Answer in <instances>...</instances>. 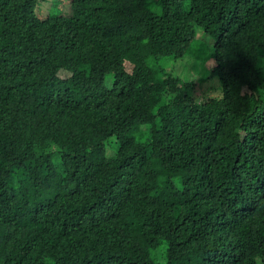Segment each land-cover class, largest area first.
Wrapping results in <instances>:
<instances>
[{"label": "trees", "instance_id": "16d2710c", "mask_svg": "<svg viewBox=\"0 0 264 264\" xmlns=\"http://www.w3.org/2000/svg\"><path fill=\"white\" fill-rule=\"evenodd\" d=\"M43 1L0 0V264H264V0Z\"/></svg>", "mask_w": 264, "mask_h": 264}, {"label": "rangeland", "instance_id": "374dc122", "mask_svg": "<svg viewBox=\"0 0 264 264\" xmlns=\"http://www.w3.org/2000/svg\"><path fill=\"white\" fill-rule=\"evenodd\" d=\"M40 4V2H39ZM68 4V0H48L43 1L39 7L38 14L41 18L52 14H63L64 5ZM39 6V5H38ZM194 41L190 48L198 47L202 50L200 45L212 46L213 39L204 34L202 30L198 29ZM208 52L207 50L199 51V54ZM193 53H198L193 51ZM159 66H162L167 72L175 75L182 80H186L195 84L193 87V95L197 102H202L208 98H217L222 94L221 84L214 73V59L212 57L206 58L204 61L195 59L191 52L183 54L177 58H161L158 61ZM111 77L106 79L109 83ZM53 150V149H52ZM113 151L107 147V155L111 156Z\"/></svg>", "mask_w": 264, "mask_h": 264}]
</instances>
